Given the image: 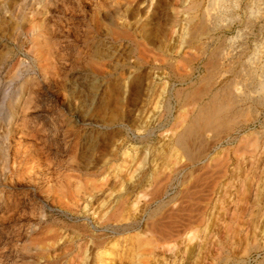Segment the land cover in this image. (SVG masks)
Here are the masks:
<instances>
[{
  "label": "rangeland",
  "instance_id": "rangeland-1",
  "mask_svg": "<svg viewBox=\"0 0 264 264\" xmlns=\"http://www.w3.org/2000/svg\"><path fill=\"white\" fill-rule=\"evenodd\" d=\"M139 45L161 60L142 58ZM216 51V85L202 97ZM228 86L240 100L236 110L258 118L228 142L225 129L206 132L209 148L221 139L210 148L211 167L166 182L173 165L185 162L176 136L199 105ZM16 121L37 135L19 136ZM210 175L220 180L200 226H184L188 211L175 210L181 196L154 216L171 221L172 231L187 229L189 243L177 239L168 249L150 233L104 230L120 203L127 212L135 203L138 215L149 205L151 212L161 204L153 196L167 189L168 201L183 178L186 188L200 190ZM2 192L11 197L0 200V264H214L227 253L223 264L261 262L264 0H0ZM171 211L178 219L168 218ZM122 248L124 256H116ZM188 248L203 258L182 261ZM108 250L113 256L105 261L99 255Z\"/></svg>",
  "mask_w": 264,
  "mask_h": 264
},
{
  "label": "bare ground",
  "instance_id": "bare-ground-1",
  "mask_svg": "<svg viewBox=\"0 0 264 264\" xmlns=\"http://www.w3.org/2000/svg\"><path fill=\"white\" fill-rule=\"evenodd\" d=\"M201 21H203V20H201ZM132 41L134 42V40H132ZM183 43H185V42H183ZM139 48H140V53H141L142 58L146 59L148 57L149 58L154 57L155 59L161 60V58L158 56V54H153L152 51L148 50L144 46L139 45ZM219 56H220V54L216 51V52L212 53V55L208 59V63H209L211 70H210L209 76L205 77L201 81L202 83L206 82V85L204 86V89H203L204 94L201 95L202 97L206 96V94L209 93V91L211 90V87L213 88L216 85L215 83L211 82L212 77H215L216 74L212 75L211 72H212V68L214 69V67L218 63V57ZM87 64L92 65L91 62H89V61H87ZM229 87L230 86L226 87L225 89H223L221 91H215L212 94V96L208 99L207 102H205L204 104H201L199 106L197 105L198 106L196 109L197 113L193 115V117L190 120V123H188V125H186L184 130L176 136L175 145L179 149H182V151L184 152V156H185L184 161L185 162L184 163L178 162V163H175L173 165L174 167H172L173 170H172L171 175L168 174L169 176L168 177L165 176L166 178H164L166 180V182L169 181L172 183V181L177 178L176 176H178L180 174V172L182 173L186 169L198 168L199 170L206 171L211 167L210 163H209L210 148H212V149L215 148L217 146V144L221 142L220 141L221 139H218V140L215 139L216 143L211 145V147L209 148V145L207 144V142H205V140L203 138V136H205L204 134L206 132L211 131L213 129V130H215L214 132L216 135V131H220V129H225L226 133L224 136V139H225L224 141L228 142L231 138L232 132L235 129H237L241 125H247L252 119L258 118V116H259L258 112L256 114H254L253 116H251L246 109H237L236 110V108L240 104V100L238 98H236L235 96H233L232 93H229L230 92ZM49 96H48L49 99H46L47 101H49L48 105L51 104L50 103L51 98L53 99L52 94H49ZM198 96L201 97L200 94ZM198 96H196L197 97L196 100L199 102V100L202 98L198 99L199 98ZM197 101H195V102H197ZM195 102L193 105L196 104ZM46 111H48V109ZM233 111H235L234 114H233ZM42 113H44V110ZM46 114H47V112H46ZM41 124H42V122H41ZM13 131L15 133H17L19 136L24 135V136L30 137V138H33L37 135L35 128L28 129L27 125L25 123L22 124L21 122L19 123L17 121H16L15 126L13 127ZM243 137L246 140H248L250 138V135L245 134ZM251 139H249V140H251ZM218 164H219L218 165L219 171H221L222 173H225L226 162L222 161ZM219 171H217V172H219ZM170 176H172V177H170ZM158 177H159V175H156V174L153 175L152 174L153 180H156V178H158ZM185 180H186V178H183V180L181 182H179L180 183L179 186L182 189L178 190V192H175L174 196L171 197L168 201H166V202L162 201L163 197L168 194L167 189H165L162 193H160L161 195L158 194V196H153L151 203L158 202V201L161 202V204L158 205L154 211H151V212L147 211L148 210L147 208L151 207L149 205V207L147 206L146 210L144 209L143 214L138 215V213L135 211L136 203L131 206V208L129 209L130 212L125 211L124 204H123L124 202L120 203L117 206L116 211L114 210L113 223H107L106 226L104 227V230L111 233V234H116V235L126 234V235H128V237H138L139 235L143 234L144 232L150 233L154 236V238H155V240H157V242H160L163 246H167L168 249L175 248V244H176L177 239L184 240V241H187L189 243V241H191L192 238H191V234H189V231L187 229L181 230V231H176V232L172 231L171 227H170V224H172L171 221L168 225H163V223H161V220L165 219V218L160 217L159 219H155L154 216L155 215L157 216V212H161V210H163V208L166 207L168 204L173 203L177 196H181V201L177 205V208L175 210L177 212H185V211L187 212L188 211L187 214L185 215V216H187V223L184 226L189 227L192 224L193 225L195 224L196 226H200V224H202V221H203V219H202L203 210L211 202V200L214 198V193H215L214 190L219 183L220 177L219 178H217V177L212 178V176L210 175L208 178L209 181H207L205 183L204 188H202L200 190H193V191L190 189V187L186 188ZM171 183H169L168 186H170ZM9 196L8 197L3 196V192H2V193H0V200H2L3 198L6 197V200L9 201L10 200ZM187 203H190V205H191L188 207L189 209L187 208V205H186ZM199 207H201L202 210H200ZM177 212L173 213V211H171V213H168V215H167L168 218L170 220L171 219L172 220L178 219V218H176ZM146 213H147V215H146ZM192 213H195V215L190 216V214H192ZM109 214L111 215V213H109ZM144 214L147 217V219L145 220V229H144V231H142L143 229H141L142 228L141 222L143 219L142 215H144ZM179 216L180 215H178V217ZM192 219H193V221H192ZM165 223H167V222H165ZM179 229H180V227H179ZM99 231H101V230H99ZM131 233H134V234L132 235ZM114 247H115V242L110 245V248H114ZM198 248L196 249V250H198L197 254L195 253L196 250L194 248H188L181 254V256L179 258L182 261H190L196 257V260H194V261L197 262L198 260L203 258L202 257L203 255L201 252H199L200 250ZM260 250L261 249H259V251ZM123 253H125L124 248H122L121 251L116 256L121 257L123 255ZM112 256L113 255L110 252V250H108L107 253L105 251V253H101L99 255V257L103 258L105 261H107L108 258L110 259ZM226 256H228V257L221 256L220 258L214 260V264H223V263L229 261L231 254L227 253ZM172 259H173V261H175V259H177V261H178V257H176L175 255L172 257ZM119 260H121V259H119ZM122 260H123V258H122ZM168 263L169 262H168L167 258L166 259L164 258L162 264H168ZM133 264H137V262L134 261ZM243 264H247V263H243ZM257 264H264V259H262V261L257 263Z\"/></svg>",
  "mask_w": 264,
  "mask_h": 264
}]
</instances>
